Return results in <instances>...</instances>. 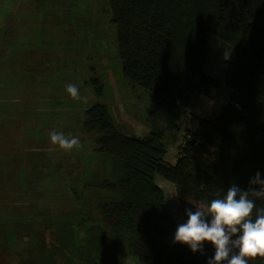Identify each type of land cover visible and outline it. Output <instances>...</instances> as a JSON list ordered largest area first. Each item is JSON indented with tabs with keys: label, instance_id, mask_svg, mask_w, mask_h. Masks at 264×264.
Listing matches in <instances>:
<instances>
[{
	"label": "trees",
	"instance_id": "trees-1",
	"mask_svg": "<svg viewBox=\"0 0 264 264\" xmlns=\"http://www.w3.org/2000/svg\"><path fill=\"white\" fill-rule=\"evenodd\" d=\"M107 1L121 74L153 107L149 133L141 138L119 131L105 104L84 111L82 126L94 134L93 151L108 156L114 169L94 185L103 199L97 216L84 220L89 229L73 264H120L123 256L141 264H206L210 245L193 254L172 242L179 224L155 178L174 185L186 220L189 207L217 198L232 182L247 187L257 170L264 172V0ZM212 36L235 48V59L224 61L230 100L219 113L197 118L198 127L171 164L164 138L191 115L194 95L210 98L219 87L204 73ZM88 82L97 95L103 93L98 78ZM257 204L264 206V200ZM246 259L264 264V256Z\"/></svg>",
	"mask_w": 264,
	"mask_h": 264
},
{
	"label": "rangeland",
	"instance_id": "rangeland-1",
	"mask_svg": "<svg viewBox=\"0 0 264 264\" xmlns=\"http://www.w3.org/2000/svg\"><path fill=\"white\" fill-rule=\"evenodd\" d=\"M4 29L0 264H73L80 260L76 247L89 229L85 222L97 216L103 199L94 185L114 169L108 156L93 151L94 134L82 126L84 111L105 104L119 131L141 138L150 130L147 114L153 100L121 74L107 0H0V38ZM233 59L235 48L212 36L204 73L219 87L210 98L194 95L191 115L164 138L167 162H176L183 140L198 127L197 118L207 119L229 102L224 61ZM92 78L100 80L101 95L88 82ZM69 84L77 86L79 98L66 92ZM52 131L78 137L79 146L65 150L52 144ZM155 181L166 208L183 223L174 185L160 176ZM120 264L141 263L123 256Z\"/></svg>",
	"mask_w": 264,
	"mask_h": 264
},
{
	"label": "clouds",
	"instance_id": "clouds-1",
	"mask_svg": "<svg viewBox=\"0 0 264 264\" xmlns=\"http://www.w3.org/2000/svg\"><path fill=\"white\" fill-rule=\"evenodd\" d=\"M66 92L79 98L75 84ZM50 140L65 150L79 146L78 137L50 132ZM264 172L257 170L247 187L232 182L223 194L202 201L185 210L186 220L175 230L172 242L186 245L193 254H204L205 245L213 249L206 264H249L246 257L264 256Z\"/></svg>",
	"mask_w": 264,
	"mask_h": 264
},
{
	"label": "flooded vegetation",
	"instance_id": "flooded-vegetation-1",
	"mask_svg": "<svg viewBox=\"0 0 264 264\" xmlns=\"http://www.w3.org/2000/svg\"><path fill=\"white\" fill-rule=\"evenodd\" d=\"M7 32H8V29H4V32L2 33L1 35V38H0V43L5 41L6 37H7Z\"/></svg>",
	"mask_w": 264,
	"mask_h": 264
}]
</instances>
